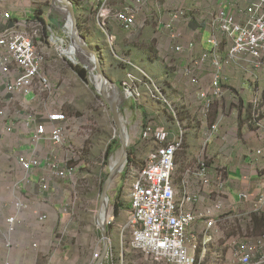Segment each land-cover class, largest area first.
<instances>
[{
	"label": "rangeland",
	"instance_id": "rangeland-1",
	"mask_svg": "<svg viewBox=\"0 0 264 264\" xmlns=\"http://www.w3.org/2000/svg\"><path fill=\"white\" fill-rule=\"evenodd\" d=\"M29 1L33 9H42L46 13L51 11L53 5H55L53 0ZM84 1L75 0L79 4ZM125 1L117 0L115 3H112L115 13L124 11L130 7L128 4L134 0H127L128 3H125ZM193 1L195 2L193 3ZM165 2L166 0H153V10L142 12L141 14L143 15H140L138 20L141 21L149 17L157 19V22L160 21L162 17L160 19L157 5L162 9V5ZM198 2H207V0H185L183 5L174 9L167 8L168 10H166L170 13L184 11L186 18L196 20L205 14V11L198 12L193 7ZM62 3V1H57L53 10L55 12L53 17L58 26L60 19L56 11L59 8L60 14L69 17V11L66 10L65 4ZM145 4L146 0H144ZM97 5L98 3L95 2L91 12L93 15L89 16L91 20L85 25V30L89 31L90 35L94 38L90 39L91 44H98L101 50L96 47L94 49V45H92L93 47L91 44L89 45L99 54L98 57H101L106 76L113 83L117 84L121 92V98L115 97L116 93L110 89V96L115 99L118 106H122L120 111L121 123L129 137V149L136 148L137 151L135 153L133 150V155H130L122 172L115 178L108 191L109 210L107 216H112L114 220L109 222L107 217L106 224L109 230L110 241L108 254L104 258L103 263L107 264L106 262L109 260L110 262L112 261L110 264H154L141 252L132 248V233L130 229H125L131 213L128 205L131 204L132 184L138 178L140 169L144 164L142 154L146 149L150 150L155 145L153 141H144L142 137L136 138V131L143 125L162 128L166 119L171 123V128L174 129L176 118L178 116L182 117L181 110L183 109L182 105L175 100L178 94H181V91L177 90V84L180 87L187 84V86H184L190 89L189 91L194 96H197L204 86L201 78H197V76L196 78L200 80L198 85L189 84L187 78L183 79V83H179L180 73L178 67L181 59L180 56L182 55L173 50L171 44L167 47V51L158 47V44L165 39L164 34L154 35V40L151 43L149 40L146 41L149 34L144 33L143 28H138L132 33H126L119 28L114 19L109 20L110 22H108L107 27L97 26L95 22L98 11ZM148 8H150V5ZM216 14L212 13L213 18ZM49 21L50 18L48 15H45L46 25L50 24ZM209 24L212 26L213 22L210 20ZM58 26L54 24L50 26L52 32L55 34V37L64 39L67 46H70V42L65 38L64 33ZM213 28H209L211 30L210 33L215 35L218 31L216 29L213 30ZM47 31L49 32V30ZM163 32L169 39V31L164 30ZM176 33L179 39L184 38L183 33L180 34L177 31ZM144 35H146V38ZM109 36L110 38L114 37L112 43L108 41ZM223 43H225V46L228 45L225 40ZM179 45L183 46L181 41ZM100 54H102L103 58ZM64 59L69 63L72 74L75 72L74 67L81 66L84 68L78 59L75 61L68 60L66 57ZM127 62L135 65L153 79L162 96L156 95L157 92L155 93V91L153 93L150 92L148 88L150 86L145 85L143 82L139 87L142 94L141 98L134 101L127 100L123 88L128 75H136L140 81H143L142 76L137 70L129 66ZM87 72L88 83L81 80L78 87L75 86L77 82L74 80L77 79L76 81H78L79 78L75 79L73 74V78L70 79L66 75V79H68L66 87L70 90H66L64 96L67 99L70 98L73 102L70 105L66 104L67 110H64V113H67L68 117L76 119L78 130L72 131V139H69L71 144L67 148H63L65 153L63 156L61 155L60 162L68 160L73 155L72 164L74 168H78V175L75 187L72 189L73 192L68 196L60 195L64 200L66 198L65 202H63L64 205L60 207L61 213H56V216L51 217V219L47 217V221L50 220V222H46V226V223L41 224L38 222V215H35V219L31 217L33 213L31 210L32 202H30L28 196L24 197L21 195L22 183L25 182L27 175L19 167L18 155L12 149L16 139V132L14 131L13 134L5 136L2 127H0V264H97V259L94 258V255L103 251L104 243L96 218L101 204L103 186L110 174L111 161L119 154L123 157L124 152L118 139L119 130L114 123L110 107L102 96L97 93L90 80V71L87 70ZM222 87L224 89V96L214 103L208 113V120L211 123L208 124L210 125L209 129L215 125L218 132L223 128V123H227L228 125L234 123L233 121L237 122L236 112H242L245 109L240 101L241 99L233 91L235 89L233 86L222 84ZM164 98L175 105L177 109L176 116L165 105ZM261 102L253 104L254 114L252 111L251 117L256 120H261L264 117L261 114V108L263 107ZM197 108L196 104L192 106L193 110ZM201 109L202 107L200 106L199 110L196 111L202 113ZM45 112L44 110L37 109L33 113L42 116ZM246 114L248 115V112ZM0 126L2 125L0 124ZM209 137L210 130L208 135L204 137V141H201L198 151H196L195 161L192 162L195 168L198 166L199 159H204L208 166H212V159L207 155ZM114 141L117 142L116 145H114ZM111 146L113 147V151H107ZM109 152L110 154L108 155ZM184 153L185 151L179 152L181 155ZM131 159L134 162H130ZM54 181L56 182V180ZM50 185L52 188V183ZM51 188L45 192L40 186L39 190L43 195H46L47 192L51 191ZM54 198L60 200L58 196ZM226 199H221L224 206L226 205ZM17 200H21L26 205L27 209L25 211L17 213L14 208ZM215 200L216 197L210 199L208 202L204 200V207H211ZM117 202L121 203L118 217L115 216L114 212ZM15 215L18 216V225L15 227L14 233L8 235L6 221ZM225 215H229V213ZM49 223L57 224L54 232L52 229L50 230ZM199 226H203V228L199 229ZM217 227L219 229L220 227L222 228V224L218 222ZM38 228L43 233L45 232L42 239L43 246L39 244L37 236H34ZM46 231L49 232L46 233ZM191 234L197 235L198 242L202 245L195 254L193 253L196 264H240L236 251L241 250L236 248L235 241L229 239L227 235L223 233L220 235L219 233H214V231L206 233L204 223H198ZM207 234L212 235V241L207 245V251L204 250V254H201L203 241ZM21 240L24 241L21 242ZM7 243H10V248L7 247ZM187 246L192 248L190 243H187Z\"/></svg>",
	"mask_w": 264,
	"mask_h": 264
},
{
	"label": "built area",
	"instance_id": "built-area-1",
	"mask_svg": "<svg viewBox=\"0 0 264 264\" xmlns=\"http://www.w3.org/2000/svg\"><path fill=\"white\" fill-rule=\"evenodd\" d=\"M96 1V20L101 27H107L109 20L114 19L124 32L134 31L137 24L135 7L144 6V0H135L133 7L118 13H115L109 4L111 0ZM9 2L10 0H0V127L3 134L9 136L14 133L17 124L24 120L26 131L32 134L33 144L40 146L47 143L62 147L69 127L70 119L67 114L61 110L49 109L39 116L29 108L30 96H44L53 92L51 81L43 70L47 51L40 50L36 45L37 39L41 38L47 29L38 21L15 20L8 8ZM185 15L184 11H175L170 24L167 25L171 47L179 54L191 52L195 48L194 42L187 46L178 44L179 36L174 26L176 21ZM212 22V27L218 30L220 38L217 35L212 36L208 41L210 49L203 51L195 61L198 66L210 65L214 72L210 86L198 93V101L206 116L214 103L224 96L221 74L225 60L219 54L224 40L229 46L226 62H239L249 58L255 67H264V0L254 1L240 10L239 16L220 9ZM48 30L52 33L51 28ZM48 40L56 46L61 57L73 61L67 55L69 46L64 39L57 38L52 33ZM108 41L112 43L114 37L109 36ZM127 64L137 70L143 78V81H140L136 75H128L123 88L127 100L141 98L139 87L143 82L151 87H148L150 92L155 91L156 95L162 96L153 79L135 65L128 62ZM185 75L192 85L199 84L191 69H186ZM164 103L176 116L175 105L166 98ZM216 127H211L208 141L218 134ZM185 135L186 130L182 127L173 139H170V133L162 128L145 126L141 132L142 140L153 141L155 145L146 156L139 176L132 184L131 213L125 229H130L132 233V248L154 264H196L193 253L195 254L202 245L198 242V236L190 233L198 223H204L206 233H218L217 223L221 222L225 215V206L221 199L228 198L229 193L224 175L217 177L215 190L210 193L211 199L216 197L213 205L209 208L203 205L209 193L207 191L214 183L212 169L204 159H199L196 168L186 169L180 186L182 195L178 197L173 177L177 169V155L185 145ZM258 154L264 155V150L258 151ZM72 161L73 158H69L61 163L54 157L45 158L43 161L35 156L18 154L19 167L26 175L35 169L43 168L48 177L56 181H66L74 177L76 168L73 167ZM193 179L199 183L196 190L191 188ZM49 188L48 178L43 179L41 189L46 192ZM239 198L248 201L249 194L243 192ZM262 205L256 204L254 212L262 214ZM14 208L17 213L27 209L21 200L15 202ZM17 215L6 221L8 235H12L18 225ZM38 220L45 223L47 216L38 215ZM113 220L112 216H108L109 222ZM210 241L212 235L207 234L201 254H204V250L207 251ZM187 243H190L192 248L187 246ZM7 247H11L10 243H7ZM240 250L236 251L240 264H264V234L256 237L248 248ZM94 258L98 264L102 259V251L96 253ZM106 263L110 264L112 261L108 260Z\"/></svg>",
	"mask_w": 264,
	"mask_h": 264
},
{
	"label": "crops",
	"instance_id": "crops-1",
	"mask_svg": "<svg viewBox=\"0 0 264 264\" xmlns=\"http://www.w3.org/2000/svg\"><path fill=\"white\" fill-rule=\"evenodd\" d=\"M71 1L74 4L78 19L86 18L90 9L92 10L94 7V3L97 2L96 0H85L83 3L79 4L75 2V0ZM116 1L117 0H112L110 5L113 7L112 3H115ZM126 1L125 3H128V1ZM254 1L256 0H207V2H198L193 7H195L198 12L205 11V14L201 18L199 17V19L196 20H192L191 18H181L176 21L175 30L180 34L183 33L184 35L183 39L178 40V44H180V41L183 46H187L191 42H194L195 44L193 51L179 54L182 55L180 56L181 59L178 67L180 73L179 83H183V79L187 78L185 70L191 69L197 78H201V82L204 86L201 90L207 89L210 86L214 76L212 67L208 64L203 67H199L195 61L203 51L210 49V45L208 44L209 39L212 36H220L219 32L215 35L210 33L211 30L209 28H213L209 24L210 20L212 22V13L216 14L220 9H225L239 16L240 10H243ZM133 2H130L128 5L133 7ZM194 2L195 1H193V3ZM30 3L31 2L29 0H10L8 8L12 13L13 18L22 22L29 20L35 10L31 7ZM184 3L185 0H166L165 4L162 5V9L157 5V12L160 19L162 17L160 21L157 22V19L149 17L139 21L138 19L140 15H143L141 14L142 12L153 10V0H146L144 8L143 6L135 7L137 24L134 30L143 28L144 33L149 34L150 37L146 38V35H144L146 41L149 40L151 43L154 40V35L164 34L165 39L158 44V47L167 51V47L171 44V41L170 37L168 39L163 31H168L167 25L171 22L175 13L168 12L167 8L174 9ZM149 5L150 8H148ZM50 13L51 11L47 13L45 12V15L50 17ZM53 18L54 17L52 15L49 21L50 24H45L47 30L53 25L51 21ZM30 21H32V19H30ZM95 22L97 26H100L96 17ZM47 30L41 38L37 39L36 45L40 50L47 51L46 62L44 63L43 70L44 74L51 81L53 92L44 96L33 94L32 98L29 99V108L32 110H44V112L49 109L53 111L63 110L64 112V110H67L66 104L68 103L70 105L71 102H73L70 98L67 99L64 96V92L66 90H70L66 87L68 85L66 75L70 79L73 78V74L75 79L77 77L79 78V76L75 72L72 74L69 63L59 55L56 46L49 43L48 37L51 36L53 32L51 33ZM86 36L87 37L85 38L87 42L91 44L90 39L94 38L90 34ZM221 39H223V37H221ZM92 45H94V49L96 47L101 50L98 44H91V46ZM228 50L229 46H225V43H223L220 48V55L225 60V67L221 74V84L228 86L231 85L235 88L233 91L241 99L240 101L245 109L242 112H236L237 122L233 121L234 123L228 125L227 123H223V128L220 129L215 137L209 140L207 155L210 159H212L211 169L214 183L207 191L209 193L205 197V200L208 202L211 199L210 193L212 190H215V181L217 177L219 175H224L228 182L227 185L229 193V197L225 201V214L229 213V215H224L222 221L219 222L222 224V228L220 227L221 230L218 228L217 232L220 235L222 233L227 235L229 239H233L237 249H246L252 245V242L256 237L264 234V155L258 154V151L264 150V117L261 120H256L251 117L252 111L254 114L253 104L256 102L258 103L259 101H262L261 103L263 104V107L261 108V114L264 116V67L261 69L255 67L249 58L239 62L228 63L226 62L228 59ZM76 80H74L77 82L75 86L78 87L80 86L79 83H81V79L79 78L78 81ZM188 83L191 84L189 80ZM184 85L187 86V84ZM184 85L180 87L177 84V90L181 91V94H178L175 99L183 107L181 110L182 117L178 116L176 118V126H174V129L171 128V123H169L168 119H166V122L162 127V129L170 133V139H173L176 135H178L179 128L182 127L186 130L185 145L182 150L185 151V153L177 155V169L173 179L177 187L179 198L182 195L180 186L184 172L186 169L194 167L192 162L195 161L197 155L196 151H198L201 141H204V137L208 135L210 130V125L208 124H211L208 120V115L206 116L204 114L203 109H201L203 111L202 113L200 111H196L199 110L201 106L198 101V94L197 96H194V94L189 91L190 89H187ZM195 104L198 108L193 110L192 106ZM247 112L248 115L246 114ZM69 119V127L66 132L65 143L62 147H54L53 145L47 143L40 146L33 144L31 142L32 134L31 132L26 131L24 120H21L18 123V127L15 129L16 139L12 149L15 153H17V155L26 154L29 157L35 156L43 161L45 158L54 157L58 161H61V155L63 156L65 153L63 148H67V146L71 144L69 139H72L74 130H78V126H76V119L70 117ZM144 127L145 126L143 125L136 131V138H141V132ZM133 150L137 153L136 148L131 149L132 153L134 152ZM151 150L152 149H146V151L142 154L144 161ZM71 158H73V155H71L70 159ZM77 175L78 168L75 169L74 177L66 181H56L58 183L48 177L46 170L43 168L35 169L31 174L27 175L25 182L22 183L23 186L21 187V195L24 197L28 196L30 202H32L31 210L33 213L31 214V217L34 218V213H38L40 216L46 215L51 219V217L56 216V213H61L60 207L64 205L63 202L66 200V198L64 200L61 196H68L73 192L72 189L75 187ZM45 178H48L50 184L52 183V188L50 185L51 191L47 192L46 195H43L39 188L42 180ZM198 185V180L193 179L191 188L196 190ZM243 192L249 194L248 201H243L239 198V195ZM55 196L60 197V200L54 198ZM71 197L73 196L71 195ZM259 203L263 204L262 214L254 212L255 205ZM252 215H255L256 217V223L254 222V225L253 222H251ZM60 217L62 216L60 215ZM46 222L48 223L50 220ZM56 226L57 224L55 223L50 224V230L52 229L54 232ZM201 228H203V226H199V229ZM37 230L38 231H35L34 236H37L39 244L43 246L42 239L45 232L43 233L40 228ZM47 232L49 231H46V233ZM23 241L24 240H21V242Z\"/></svg>",
	"mask_w": 264,
	"mask_h": 264
},
{
	"label": "water",
	"instance_id": "water-1",
	"mask_svg": "<svg viewBox=\"0 0 264 264\" xmlns=\"http://www.w3.org/2000/svg\"><path fill=\"white\" fill-rule=\"evenodd\" d=\"M56 1L57 0H53L54 4H55ZM59 1H62L65 4V6L68 8V10H69L71 18L74 21V32L72 34H69L64 27H61L60 25L58 26V24H57V22L55 21L54 18L51 21H52V23L55 26H58V28H61L62 32L64 33L65 38H67L68 41L71 44L69 46V49L72 48V49H74L76 51L79 50V53L82 52V51L88 53V56L91 59V62H92V65L94 66L96 74L98 76H100L101 79L104 81L106 91L109 88H116L117 90H119L117 84L113 83V81L110 80L106 76L105 71L103 69V64H102V61H101V57H98L99 54L92 49V47L87 42L86 38L81 34V32L79 30V27H78V22H77L78 18L76 16V10H75L73 2L71 0H59ZM53 10H54V5H53V7L51 9V13H50L51 16L55 13V12H53ZM51 16L49 17L50 19H51ZM80 58L81 57L79 56V59ZM84 68L87 69L85 66H84ZM103 99L106 101L107 105L110 107L114 123L116 125V128L119 130L118 139H119L120 144L122 145L124 154H123V157H122L119 165L117 166V168H115L114 170L110 169L109 177L105 181L104 186H103L101 204H100V207H99V210H98V215H97L96 219H97V223L99 225L100 233H101V236H102V241L104 243V248H103V251H102V259L98 262V264H103L104 258L108 254L109 241H110V239H109V230H108V226L106 224L107 220L104 221V219H103L104 203L108 199V191H109V188H110L111 184L113 183L115 178L122 172V170H120V168L125 166V164L128 162L129 157H130L129 142L126 139L127 138V134L125 133V129L123 128V125L121 123L120 111H121L122 106L121 107L118 106V104L115 101V99H113V97L110 96L109 93L105 94ZM108 210H109V205H107V214H108Z\"/></svg>",
	"mask_w": 264,
	"mask_h": 264
},
{
	"label": "bare ground",
	"instance_id": "bare-ground-1",
	"mask_svg": "<svg viewBox=\"0 0 264 264\" xmlns=\"http://www.w3.org/2000/svg\"><path fill=\"white\" fill-rule=\"evenodd\" d=\"M57 1H59V0H57ZM56 1V2H57ZM56 2H55V5H56ZM62 4H64V3H62ZM54 5V6H55ZM59 7H61V6H59ZM67 8V7H66ZM60 9V8H59ZM59 9L56 11L57 13H58V18L60 19V24L59 25H61L62 27H64L66 30H67V32L69 33V34H72L73 32H74V21H73V19L71 18V15H70V13H68V16L69 17H66L65 15H63V14H60V12H59ZM66 10H68V8L66 9ZM69 11V10H68ZM183 18H186V15H185V17H183ZM45 26V25H44ZM67 55L73 60V61H75L76 59H78L79 60V62L82 64V65H84L89 71H90V75H91V78H90V80H91V83L93 84V86L95 87V89H96V91H97V93L99 94V95H101L102 96V98L104 97V95L105 94H110L111 92H110V89H111V91H114L115 93H116V96L115 97H119V98H121V93H120V91L119 90H117L116 88H109L107 91H106V88H105V84H104V81L101 79V77L100 76H98L97 74H96V72H95V69H94V66L92 65V62H91V59L89 58V56H88V53H86V52H80L79 53V50H74V49H69L68 51H67ZM79 56L81 57L80 59H79ZM117 100V99H116ZM125 129V128H124ZM125 133L127 134V132H126V130H125ZM127 141L129 142V137H128V135H127ZM115 155V154H114ZM121 159H122V156H120V154L119 155H117L115 158H113V160L111 161V165H110V167H111V169H115V168H117V166L119 165V163H120V161H121ZM123 168V167H122ZM122 168H120V170H123ZM108 199L105 201V203H104V208H103V219H104V221L105 220H107V205H108ZM105 215V216H104ZM102 217V216H101Z\"/></svg>",
	"mask_w": 264,
	"mask_h": 264
},
{
	"label": "trees",
	"instance_id": "trees-1",
	"mask_svg": "<svg viewBox=\"0 0 264 264\" xmlns=\"http://www.w3.org/2000/svg\"><path fill=\"white\" fill-rule=\"evenodd\" d=\"M92 10L90 9V12H89V14H88V16H86V18H84V19H79L78 20V27H79V30H80V32H81V34L84 36V37H87L86 35H89L90 33H89V31H87V30H85V28H86V26L85 25H87V22H89L91 19L89 18V16L90 15H93L92 13ZM30 19H32L33 21H38V22H40V23H42L43 25H45L46 24V22H45V11L44 10H40V9H36V10H34V13H33V15H32V17H30L29 18V20ZM16 20V19H15ZM101 56H102V54H100ZM102 58H103V56H102ZM74 71H75V73L79 76V78L82 80V81H84L85 83H88V72H87V70L86 69H84L83 67H81V66H76V67H74ZM249 110V109H248ZM117 144V142H115L114 141V145H116ZM110 149L109 150H107V151H113V147L111 146V147H109ZM110 152L108 153V155L110 154ZM129 152H130V155L132 156V151H131V149H129ZM130 162H134L132 159L130 160ZM119 200V199H118ZM120 204L121 203H119V202H117L116 204H115V207H114V209H115V216L116 217H118L119 216V213H120V208H119V206H120ZM129 206V208L131 209V204H129L128 205ZM256 217H255V215H252V217H251V222H253V225H254V222L256 223Z\"/></svg>",
	"mask_w": 264,
	"mask_h": 264
}]
</instances>
